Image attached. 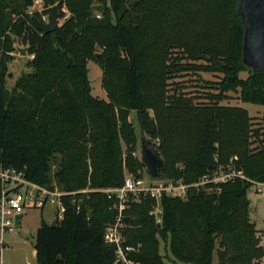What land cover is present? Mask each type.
<instances>
[{
	"label": "trees",
	"instance_id": "16d2710c",
	"mask_svg": "<svg viewBox=\"0 0 264 264\" xmlns=\"http://www.w3.org/2000/svg\"><path fill=\"white\" fill-rule=\"evenodd\" d=\"M35 1L0 0V167L24 171L31 182L52 188V162L60 157L54 177L63 191L77 193L64 198L65 217L56 227L41 222L36 264H115L104 233L117 212L97 191L122 187L127 173L145 172L134 156L130 111L153 141L193 135V147L174 154L178 169L168 168L167 151L156 146L166 161V180L192 186L187 197L163 198L161 225L150 215L151 199L130 202L124 212L127 244L141 245L134 260L214 264L216 256L218 264H252L261 258L248 191L264 182V131L253 128L246 109L221 104L234 93L243 103L264 106V72L243 65L245 29L236 0H41L43 13L30 14ZM192 2H199L206 23L186 42L179 36L186 21L178 16ZM56 5L61 19L66 7L68 18L54 33L37 31L31 17L41 19ZM94 5L104 6L101 18ZM18 41L34 58L31 71L10 90L8 66ZM95 46L103 50L99 65L109 101L91 95L88 62ZM173 49L182 50L174 60ZM184 59L207 61L200 71L223 74L213 105L201 107L182 95L165 103L151 93L153 77L165 92L171 73L180 71L177 61ZM242 72L249 73L246 79ZM219 173L236 176L194 186ZM161 242L169 257L162 255Z\"/></svg>",
	"mask_w": 264,
	"mask_h": 264
},
{
	"label": "rangeland",
	"instance_id": "374dc122",
	"mask_svg": "<svg viewBox=\"0 0 264 264\" xmlns=\"http://www.w3.org/2000/svg\"><path fill=\"white\" fill-rule=\"evenodd\" d=\"M208 2V0H205ZM199 3V2H198ZM192 2L191 5H187V13L180 14L178 17L181 18L182 23L185 27L182 28L179 36L186 42H191L193 37L200 33L203 28H205V18L200 16V12H202V7L198 4ZM41 7L37 6L35 10H29L31 14L35 13V11H40ZM188 15V16H187ZM198 15V16H197ZM69 16V14L67 15ZM187 16V19L185 17ZM61 18L59 21V25L61 26ZM157 33H153V37L156 36ZM21 43L18 41L17 45ZM158 49V47H155ZM154 51L153 54H158V50ZM181 49H173L171 51V56L173 60L175 56H181ZM100 54L103 59V50L97 46L94 47V58L88 62V70H89V81L91 86V95L96 99L108 100L107 93L103 87V71L99 65V62L96 59V55ZM14 61L9 63L8 66V89H12L16 83V80L26 71H31L28 68V62L31 60V56L22 57L18 53L14 55ZM178 62V71L177 73H171L170 78L165 82V92H161L158 86L159 80L156 77H153V87L152 94L157 99L162 97L164 98V102L169 103L172 101V97L176 95H182L186 98L193 99L194 103L201 107H208L209 105H213L215 103L214 96H217L221 91V82L223 79V74L220 72L216 73H205L199 70V67L203 65H209L207 61H190L187 59L179 60ZM153 69V68H152ZM248 72H242L241 78L246 79L248 77ZM155 76V74H154ZM118 91V89H117ZM229 96L232 98H236L237 94L229 93ZM237 101L225 100L221 102L222 105L230 104L236 105ZM240 105L244 107L248 113L250 118L252 119L253 128H262L264 131V106L243 103L240 102ZM164 111L161 112L163 114ZM152 118H154V113L150 112ZM130 121L134 124L137 144L134 147L135 157L138 161H141L140 157V136L142 133V129L138 122V115L135 111H130L129 114ZM193 135L189 132H184L178 136V140L175 139L173 142H170L166 139L164 140H156L154 143L159 148V145H162V148L167 151V162L169 169H178L181 167V164L175 162V153L180 151L183 147L187 145L188 148L193 147ZM253 141V140H252ZM252 148L257 147V143H254ZM60 157H57L52 162V170H51V178L53 185L63 191L62 187L59 185L58 181L55 179V173L58 169ZM220 175V173H219ZM222 175V174H221ZM143 178L145 181H148V177L143 174ZM254 186L248 191V200L250 203V221L255 225L256 236H255V245L261 249V258H256L253 260L252 264H264V191H261L257 185ZM152 211V209H151ZM54 208L52 206L46 207L44 210L40 209H28L23 216L21 221V228L14 229L12 231H6L2 233L0 229V264H36L37 253L35 249L36 243V234L39 229L42 220L50 221L53 219ZM151 215V212H150ZM160 249L162 255L168 256L167 250L165 249V245L163 242L160 243ZM168 264H172L167 261ZM214 264H218V258L215 256Z\"/></svg>",
	"mask_w": 264,
	"mask_h": 264
},
{
	"label": "built area",
	"instance_id": "2783aa9c",
	"mask_svg": "<svg viewBox=\"0 0 264 264\" xmlns=\"http://www.w3.org/2000/svg\"><path fill=\"white\" fill-rule=\"evenodd\" d=\"M37 6L41 7V10L35 12L43 13L44 8L41 0L35 1L33 7L30 9L35 10ZM61 11L66 15L61 19V22L64 23L68 18L67 15L69 12L66 7L62 8ZM97 18H101L99 13H97ZM48 19L49 14L43 15L41 18L45 23H48ZM16 53H18L17 50ZM33 58L34 56H31V59ZM221 174L214 175L212 178L204 177L200 183L194 186L199 187L207 183L226 182L236 176L235 173ZM148 179V181H145L143 176L136 177L127 173L122 187L97 191L105 194L112 201V210L117 212L115 222L109 224L104 233L105 243L115 249V264H141L133 258L135 254L139 253L141 245L133 246L127 244V239L123 233L125 228L124 212L129 203L140 202L144 199L153 200L154 204L152 206L151 216L155 218L158 225H161L163 198H186L188 189L192 187L184 185L181 182L174 183L167 180L155 182L150 180V178ZM256 185L261 191H264V182L257 183ZM85 192L87 191L79 193ZM76 194L60 191L55 186L52 188L40 186L28 180L25 177L24 171L17 170L13 167H0V229L2 233L12 231L16 228L15 216L17 214L24 215L28 209L35 208L43 210L48 206L55 208L54 217L60 223L64 220L66 212L64 198ZM77 210L80 211L79 206Z\"/></svg>",
	"mask_w": 264,
	"mask_h": 264
},
{
	"label": "water",
	"instance_id": "95a60500",
	"mask_svg": "<svg viewBox=\"0 0 264 264\" xmlns=\"http://www.w3.org/2000/svg\"><path fill=\"white\" fill-rule=\"evenodd\" d=\"M237 13L244 26V44H243V65L253 72H264V0H236ZM136 3L130 4L133 8ZM92 11L102 14L103 5H94ZM60 10L56 5L50 13L48 23L32 16L31 20L35 29L39 32L50 34L56 32L59 28ZM18 54L22 57H28L29 48L16 45ZM98 62L102 56L96 55ZM140 157L141 163L145 167V174L150 180L159 182L166 180V161L156 147L154 141L147 137L145 133L140 136ZM23 214L15 216L16 229L21 228ZM58 225L57 218L51 223V226Z\"/></svg>",
	"mask_w": 264,
	"mask_h": 264
},
{
	"label": "crops",
	"instance_id": "0c3cea01",
	"mask_svg": "<svg viewBox=\"0 0 264 264\" xmlns=\"http://www.w3.org/2000/svg\"><path fill=\"white\" fill-rule=\"evenodd\" d=\"M19 46V45H18ZM20 47H22V46H20ZM232 100H236L237 101V103H236V105H230V104H226V106H231V107H240V108H244V107H242L241 105H240V100H239V96L237 95L236 96V98H234V97H232L230 100H228L229 102L230 101H232ZM245 109V108H244ZM264 112V111H263ZM54 208V207H53ZM44 210V209H43ZM54 215H55V208H54V213H53V219H50V221H46V220H42V221H44V222H46L48 225H51V223H52V221L54 220ZM24 216V215H23ZM22 219H23V217H22ZM22 221V220H21ZM0 255H2L1 253H0ZM264 260V259H263ZM2 264H4L3 263V261H2Z\"/></svg>",
	"mask_w": 264,
	"mask_h": 264
}]
</instances>
